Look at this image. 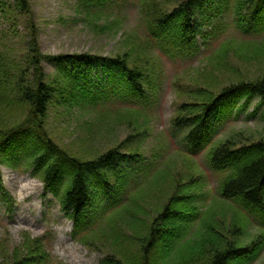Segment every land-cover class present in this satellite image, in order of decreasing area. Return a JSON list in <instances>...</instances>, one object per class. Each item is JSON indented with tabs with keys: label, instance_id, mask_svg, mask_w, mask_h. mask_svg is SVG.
I'll use <instances>...</instances> for the list:
<instances>
[{
	"label": "rangeland",
	"instance_id": "rangeland-1",
	"mask_svg": "<svg viewBox=\"0 0 264 264\" xmlns=\"http://www.w3.org/2000/svg\"><path fill=\"white\" fill-rule=\"evenodd\" d=\"M178 1L109 0L111 7L107 10L87 7L88 10L78 0H31L43 54L121 56L129 59L132 65L139 58L141 66L151 68H143L146 76L156 67L160 70L156 86L162 87L158 89L155 105L145 109V106L121 101L114 94L104 100L90 101V96L75 95L60 82L62 87L57 91L45 122L48 133L60 147L73 156L92 159L129 142L125 148L141 154L150 161L151 167L135 183L132 202L125 206L126 211L112 226L106 225L109 229L103 233L97 228L88 238L82 239L81 233H72L73 221L64 213L60 199L51 193L45 194L44 171L35 169L30 158L23 161L20 158L15 166L0 163V182L14 202L12 212H8L0 199V264H16L22 253H27L28 240L46 234L52 236V251L57 262L106 264L107 258L113 257L131 264L140 258L141 237L152 219L174 195H186V199L192 201L185 214L191 210L192 216L206 219L202 230H198L201 233L191 238L196 237L188 248L192 250L185 253L186 264H203L221 244L237 236V229L242 230L240 242L254 241L256 249L255 254L242 258L241 264H264V225L239 202L220 195L221 176L208 170L206 155H187L171 131L172 119L190 111V108L182 110L181 107L192 102L203 90L216 92L240 80L264 77V33L244 36L230 25L224 30L207 33L209 43L201 46L200 52L192 57H168L152 46L144 11L150 5L171 11ZM228 2L235 12L236 0ZM18 14L14 4L0 12V52L14 59L16 65L23 66L28 52L25 43L29 40L30 20ZM213 19L212 27L207 30L214 31L216 25L226 19L232 21L233 14L229 11ZM43 66L47 79L58 81L56 64L45 61ZM2 92L8 96H3ZM257 104V99L250 102L248 114ZM25 109V105L12 95L11 87H0V127L10 129L13 123L24 119ZM261 113L262 110L257 109V118H248L243 113L239 119L229 121L221 129L219 138H231L239 143L264 138ZM14 153L17 154L15 150ZM199 221L193 218L188 227L182 228L185 236L181 241L193 232ZM181 222L185 223L183 219ZM209 232L216 235L218 242H208L203 255L197 250L200 245L195 243ZM174 235L166 234L172 246L171 255L179 253L176 249L181 242ZM168 260L170 264H185L174 262L173 257Z\"/></svg>",
	"mask_w": 264,
	"mask_h": 264
},
{
	"label": "trees",
	"instance_id": "trees-1",
	"mask_svg": "<svg viewBox=\"0 0 264 264\" xmlns=\"http://www.w3.org/2000/svg\"><path fill=\"white\" fill-rule=\"evenodd\" d=\"M108 1L78 0V3L81 2L80 5L89 7L90 10H107L111 7ZM177 3L171 11L150 5L144 14L151 37L157 39L152 46L167 54L187 58L199 52L198 36L206 41L207 32L204 28L211 23L208 18L219 16L222 10L226 11L229 2L179 0ZM12 4L19 10L18 17L27 16L30 20L27 33L29 40L25 43L28 52L23 55V66L16 65L14 59L5 57L0 52V87H11L17 102L25 105L27 115L21 121L13 123L10 129L0 127V161L13 162L19 157L13 155L20 154L30 157L34 167L44 171L46 187L55 192L63 211L75 222L76 235L81 233L82 239H86L97 228L102 233L106 232L115 219L126 211L125 206L132 202L135 183L150 169V161L138 152L125 148L130 145L129 142L92 159L71 155L47 131L45 122L49 108L62 87V81L75 95L90 96V101L104 100L109 94H114L122 101L128 100L127 103L149 109L157 102L158 89L162 87L156 86L160 70L156 67L155 71L151 70L146 76L143 68L149 66H141L139 58L132 65L129 59L121 56L91 53L45 55L40 49L31 0H0V12ZM236 4L235 28L244 36L264 32V26L260 27L264 24V0H236ZM86 12L89 13L87 10ZM45 61L56 64L58 81L56 78L50 81L47 79L43 70ZM147 62L149 65L150 61ZM205 90L207 91L203 90L196 95L192 102L181 107L182 110L190 108V111L171 121L173 133L181 136L179 139L183 142V148L190 153L203 151L208 141L218 133L219 127L232 115L238 117L254 98L260 100L257 107L258 110H263L261 117L264 119V77L240 80L216 92ZM2 95L8 96L6 92H2ZM86 97L82 99L89 101ZM242 100L245 101L241 106L239 103ZM252 116H256V111ZM215 145L208 156V164L216 172L226 171V177L219 184L220 195L227 200L242 202L254 215L264 214V138L247 143H239L230 138ZM13 150L19 153L15 154ZM3 197L13 205L11 198L6 195ZM191 202L186 199V195L169 198L141 237L140 258L131 264H137L138 260V264H160V259L164 260L161 264H170L169 257H173L174 262L187 263L185 253L192 250L188 248L206 222L204 217L192 216L191 210L185 214V209L191 207ZM193 218L202 223L199 221L193 232L181 241L185 236L181 233L182 228L185 225L188 227ZM182 219L185 223L181 222ZM207 226L209 227V222ZM241 231L237 229V236L226 241L225 245L221 244L203 264H241L242 258L255 254L254 241L247 244L240 242L243 236ZM167 233L170 236L175 234L174 238L181 241L178 243V250L176 249L178 254L171 255L172 246L166 238ZM195 233L196 237L191 239ZM28 241L27 253H22L16 264H64L57 262L50 234ZM211 241L218 242V239L214 233L209 232L195 243L200 245L197 250L204 255L205 245ZM106 264L126 263L110 257Z\"/></svg>",
	"mask_w": 264,
	"mask_h": 264
}]
</instances>
